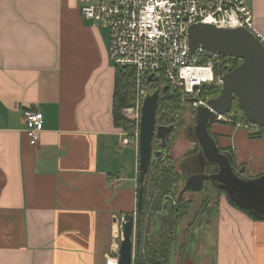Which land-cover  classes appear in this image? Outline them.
Here are the masks:
<instances>
[{
    "label": "crops",
    "instance_id": "crops-1",
    "mask_svg": "<svg viewBox=\"0 0 264 264\" xmlns=\"http://www.w3.org/2000/svg\"><path fill=\"white\" fill-rule=\"evenodd\" d=\"M252 8L264 35V0ZM109 40L82 17L80 0H0V264L116 258V217L138 207L139 151L114 123ZM27 107L44 114L36 145ZM210 130L246 178L264 175V136L226 121ZM206 191L212 209L180 226L171 264H264V219Z\"/></svg>",
    "mask_w": 264,
    "mask_h": 264
},
{
    "label": "built area",
    "instance_id": "built-area-1",
    "mask_svg": "<svg viewBox=\"0 0 264 264\" xmlns=\"http://www.w3.org/2000/svg\"><path fill=\"white\" fill-rule=\"evenodd\" d=\"M80 10L84 19L108 30L109 56L115 66L136 70L134 104L124 112L139 126L134 134L137 147L143 101L161 78L168 81L171 90L180 92L183 107L187 105L195 111L208 105L210 98L202 97L203 88L216 85L222 89L223 76L232 70L216 73V68L223 65L222 59L231 57L202 48L191 51L188 32L192 25L242 27L264 43V35L255 24L252 0H80ZM150 77L152 82L148 84ZM24 118L30 143L36 145L43 131L44 114L27 107ZM217 121L234 122L226 115H218ZM237 124L264 135V126L249 121ZM124 135V144L133 143L130 134ZM116 219L122 239L128 216L122 214ZM107 264H119L118 257L111 256Z\"/></svg>",
    "mask_w": 264,
    "mask_h": 264
},
{
    "label": "water",
    "instance_id": "water-1",
    "mask_svg": "<svg viewBox=\"0 0 264 264\" xmlns=\"http://www.w3.org/2000/svg\"><path fill=\"white\" fill-rule=\"evenodd\" d=\"M189 43L192 52L202 48L209 52L240 59L241 62L223 76L221 93L207 101V106L195 110L194 121L187 128L193 143L199 146V169L188 179L182 180L178 201L185 194L205 191V183L213 182V187L226 192L240 208L250 211L259 219H264V175L243 178L245 167L238 169L233 156L222 150L210 127L218 115L229 114L235 102L245 113L249 122L264 126V43L249 30L220 28L214 24L197 23L189 28ZM148 79V84L152 82ZM159 78L155 80L157 82ZM158 89L147 94L141 108L138 177V207L136 213L128 215L124 225L119 251L115 253L119 264H134L137 237L140 235L149 167L162 151L154 150L153 140L162 145L170 141L175 130L174 124H158L157 110L160 101ZM211 167V171H208Z\"/></svg>",
    "mask_w": 264,
    "mask_h": 264
},
{
    "label": "trees",
    "instance_id": "trees-1",
    "mask_svg": "<svg viewBox=\"0 0 264 264\" xmlns=\"http://www.w3.org/2000/svg\"><path fill=\"white\" fill-rule=\"evenodd\" d=\"M222 60L223 65L216 68V73L223 69H233L241 61L237 58L226 60L225 57ZM135 72L133 67L117 68L116 71L113 116L115 125L124 130H129L130 124L122 112L124 108L134 103L136 96ZM168 85V81L161 78L151 89L152 91L158 89L161 94L157 121L158 124H174V131H177L181 128L179 112L184 107L181 105L180 92L171 90ZM220 93V87L216 85L206 86L203 88L202 97H217ZM238 113L242 115L241 119L236 115ZM229 115H233V117L236 115L235 123L239 122L237 119L241 122L248 121L237 102L234 103ZM251 136L262 137L264 135L251 133ZM171 139L165 145H162L157 138L153 140V148L155 145H159L154 150H161L162 153L157 160L152 161L147 173L144 214L141 227L138 228L140 235L137 237L134 264H171L182 221L192 214L194 208V201L189 194H185L183 200L178 201V194L183 185L182 174L179 163L171 157ZM218 192L224 191L218 190ZM171 198H175V203ZM210 199L211 197L206 191L201 206L192 215L190 226L194 225L202 212L212 209L209 208ZM246 211L250 213V211Z\"/></svg>",
    "mask_w": 264,
    "mask_h": 264
},
{
    "label": "rangeland",
    "instance_id": "rangeland-1",
    "mask_svg": "<svg viewBox=\"0 0 264 264\" xmlns=\"http://www.w3.org/2000/svg\"><path fill=\"white\" fill-rule=\"evenodd\" d=\"M132 105H130L126 108H129ZM122 113H123L124 118H126L127 121L129 122L130 127H129V130H124L122 127H119V128L121 129L123 134H130V137L132 139L133 144L136 145V135L134 137V134H135V132L137 133V130L139 129V126H137V121H136V119H133L130 116H126L124 110ZM179 115H180L179 125L181 126V128L177 131H174L172 134L170 152H171V157L174 159V161H177L179 163V169H180L181 174H182V180L184 179V182H185L186 179H188L191 175L194 174L193 173L194 168H197L198 170H200L199 169V165H200L199 161H197V163H196V159L199 157L200 153H198L195 150L196 145H193V144L190 145L188 143V141H191V143L193 141L192 138L189 137L187 134V128L194 121L195 111H193V109H191L189 106L186 105L182 110H180ZM236 115H238L240 119L242 118V115H240L239 113ZM236 115H234V117H233V115L227 114L226 117L227 118H233V121H235ZM237 121H239L241 123V120L237 119ZM158 146L159 145H155L154 149H157ZM211 170L212 169L210 167L208 169V171H211ZM241 175L243 178H246L245 172H242ZM212 184H213L212 181H207L205 183V188L208 187V191L213 195L221 194L220 192L214 190L212 187L211 188L209 187V186H213ZM205 192L206 191H203L200 193H194V195L195 196H204ZM171 199L173 200V202L176 201L175 198L174 199L171 198ZM195 200H194V208H193L192 214L190 216H188L184 221H182L183 223L181 224V228L183 227V230L185 229L186 222L187 221L190 222V220H192V215L194 214L195 209H197V208L199 209V207L201 206L200 203L198 202V200H196V201ZM190 246H192V243L190 244Z\"/></svg>",
    "mask_w": 264,
    "mask_h": 264
},
{
    "label": "flooded vegetation",
    "instance_id": "flooded-vegetation-1",
    "mask_svg": "<svg viewBox=\"0 0 264 264\" xmlns=\"http://www.w3.org/2000/svg\"><path fill=\"white\" fill-rule=\"evenodd\" d=\"M210 168V167H209Z\"/></svg>",
    "mask_w": 264,
    "mask_h": 264
}]
</instances>
